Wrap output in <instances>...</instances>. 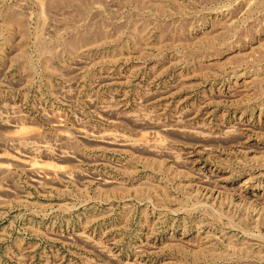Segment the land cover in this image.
<instances>
[{
	"label": "rangeland",
	"instance_id": "374dc122",
	"mask_svg": "<svg viewBox=\"0 0 264 264\" xmlns=\"http://www.w3.org/2000/svg\"><path fill=\"white\" fill-rule=\"evenodd\" d=\"M0 264H264V0H0Z\"/></svg>",
	"mask_w": 264,
	"mask_h": 264
}]
</instances>
